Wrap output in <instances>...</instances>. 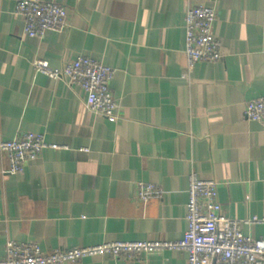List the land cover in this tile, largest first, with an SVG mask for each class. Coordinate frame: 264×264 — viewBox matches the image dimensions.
<instances>
[{
	"label": "crops",
	"instance_id": "obj_1",
	"mask_svg": "<svg viewBox=\"0 0 264 264\" xmlns=\"http://www.w3.org/2000/svg\"><path fill=\"white\" fill-rule=\"evenodd\" d=\"M18 0H0V142L21 133L56 145L8 175L0 152V260L7 241L51 254L102 243L178 241L188 178L217 183L221 214L264 218V123L244 117L264 98V0H39L65 9L67 28L23 33ZM216 12L221 60L187 65L186 9ZM77 56L114 70V119L91 114L79 87L50 80ZM137 184L152 185L147 203ZM254 240L261 225H241ZM79 264H186L169 252Z\"/></svg>",
	"mask_w": 264,
	"mask_h": 264
},
{
	"label": "built area",
	"instance_id": "obj_2",
	"mask_svg": "<svg viewBox=\"0 0 264 264\" xmlns=\"http://www.w3.org/2000/svg\"><path fill=\"white\" fill-rule=\"evenodd\" d=\"M14 13L23 18V33L29 38H41L46 32L62 33L67 28L65 9L60 5L39 0H18ZM216 12L208 7L186 9L183 18L184 55L187 65L216 63L222 58L221 43L213 33ZM36 73L50 80H60L79 87L86 109L93 115L114 119L118 105L109 89L114 70L92 59L77 56L59 71L50 69L43 61H35ZM246 121L264 123V98L246 103ZM45 149L57 150L56 145L42 135L21 133L16 139L0 142V152L8 161V175H21L24 167ZM154 194L152 185L137 184L135 198L147 203ZM186 228L178 241L150 240L139 242H113L77 247L44 254L35 243L4 245L0 264H79L83 259L109 256L130 259L143 255L183 252L186 264H264V236L254 240L241 232V225H261L264 218L248 221L228 219L221 214L217 199V183L202 181L194 174L188 178L186 202Z\"/></svg>",
	"mask_w": 264,
	"mask_h": 264
}]
</instances>
